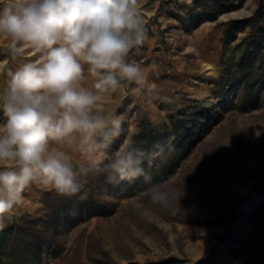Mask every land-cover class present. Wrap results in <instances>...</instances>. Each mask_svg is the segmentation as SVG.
<instances>
[{"label":"rangeland","instance_id":"374dc122","mask_svg":"<svg viewBox=\"0 0 264 264\" xmlns=\"http://www.w3.org/2000/svg\"><path fill=\"white\" fill-rule=\"evenodd\" d=\"M138 2L147 39L130 56L155 87L151 96L125 94L126 88L108 99L106 107L126 117L111 151L135 137L142 118L166 121L156 144L174 137L177 150L158 171L171 174L188 197L175 215L154 208L142 217L137 208L148 204L139 179L112 184L104 175L90 178L82 209L73 207L78 196L33 184L21 204L0 216V228L27 215L34 221L29 229L46 227L42 221L66 204L67 214L47 223L41 264H264V85L255 90L264 84V55L253 67H233L231 87L220 83L225 23L251 15L260 0H243L197 26L187 20L192 0ZM257 29L261 37L264 23ZM9 45L0 37V90L9 72L38 59L27 49L14 56Z\"/></svg>","mask_w":264,"mask_h":264},{"label":"clouds","instance_id":"9594fccd","mask_svg":"<svg viewBox=\"0 0 264 264\" xmlns=\"http://www.w3.org/2000/svg\"><path fill=\"white\" fill-rule=\"evenodd\" d=\"M138 0H0V37L29 60L0 90V216L21 204L33 184L86 199L90 178L141 180L147 207L175 215L188 197L171 174L159 173L176 152L174 137L151 150L126 136V117L106 107L112 94H153L130 54L147 39ZM156 169L157 171H154Z\"/></svg>","mask_w":264,"mask_h":264},{"label":"trees","instance_id":"16d2710c","mask_svg":"<svg viewBox=\"0 0 264 264\" xmlns=\"http://www.w3.org/2000/svg\"><path fill=\"white\" fill-rule=\"evenodd\" d=\"M243 0H192V6L188 8L187 20L194 26L210 20H217L220 14L238 8ZM264 23V0H260L254 12L247 16L231 19L225 23L222 37L221 64L224 75L220 78L223 88L231 87L236 80V72L233 67H253L257 55H264V34L260 37L261 30L257 26ZM260 27V26H259ZM242 32V37L238 33ZM236 75V76H235ZM262 83L256 86L258 93ZM246 91L253 97V86L247 85ZM175 127V123H172ZM166 121L153 123L147 118H142L138 123V131L133 140L140 146L151 150L157 139L164 134ZM176 128V127H175ZM85 200L77 199L73 207L84 208ZM66 204L59 206L52 211L47 219L43 220L46 227L39 229H29V225L34 224L30 216H23L8 226L0 228V264H41L43 246L47 240L46 228L49 219L55 220L61 215H65ZM19 239L20 244L15 246ZM14 248L17 252H14ZM13 253V256H12Z\"/></svg>","mask_w":264,"mask_h":264}]
</instances>
